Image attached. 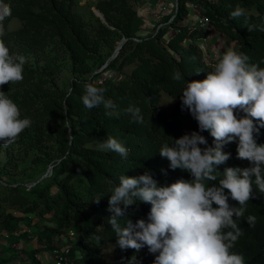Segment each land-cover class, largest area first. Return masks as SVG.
<instances>
[{
  "label": "trees",
  "instance_id": "1",
  "mask_svg": "<svg viewBox=\"0 0 264 264\" xmlns=\"http://www.w3.org/2000/svg\"><path fill=\"white\" fill-rule=\"evenodd\" d=\"M5 2L11 16L4 21L3 40L16 54L34 60L25 63L21 82L0 88L19 106L21 118L31 120L15 143L5 144L4 165L15 166L21 158L23 163L40 165L46 174L32 176L29 183L14 182L0 168V237L16 242L27 235L19 222L34 226L43 248L30 250L27 258L41 264L36 253L50 251L56 238L76 228L75 240L68 244L73 264H154L159 253H150L146 246L137 252L117 245L108 223L112 215L108 200L123 174L136 177L149 171L160 186L191 179L188 172L172 170L159 150L164 143H173L171 137L199 131L190 112L182 110L181 94L188 80L205 79L216 62L204 57L195 42L207 36L206 27L180 22L193 6L219 34L237 43L234 50L245 53L250 64L264 67V31L259 30L264 27V0H173L171 12L146 34L141 33L145 21L135 7L140 0H96L91 6L105 22L91 8L82 9L78 0ZM237 8L245 15L234 18L231 13ZM13 18L18 26L9 28ZM121 38L126 40L117 55L100 70ZM63 70L69 78L59 83ZM176 70L183 76L180 81L173 78ZM88 83L105 89V98L116 105L111 115L103 106H84ZM163 92L169 97L168 108L161 105ZM130 105L141 110L142 122H134L126 112ZM236 114L246 115L239 110ZM254 123L259 127L258 121ZM200 134L207 140L200 147L214 146L210 133ZM110 136L129 150L127 159L101 149ZM256 138L264 144V127H259ZM236 149L237 142L223 148L231 156L219 171L251 166L237 158ZM229 203L238 206L231 199ZM150 208L137 201L118 219L122 226L129 219L147 220ZM248 216L255 217L254 225L247 222ZM237 223L242 235L233 251L243 255L244 264H264V193L255 183L247 211ZM106 243L116 253L111 261L102 255ZM9 260L0 259V264Z\"/></svg>",
  "mask_w": 264,
  "mask_h": 264
},
{
  "label": "clouds",
  "instance_id": "2",
  "mask_svg": "<svg viewBox=\"0 0 264 264\" xmlns=\"http://www.w3.org/2000/svg\"><path fill=\"white\" fill-rule=\"evenodd\" d=\"M231 15L239 18L245 13L237 8ZM10 16L11 6L0 0V88L24 78L25 57L13 53L3 40L4 21ZM253 27L249 25V30ZM259 30L264 31V27ZM173 78L180 81L183 76L176 70ZM104 92L86 84L84 106H103L106 115H111L116 105L105 98ZM181 102L182 110L186 108L197 121L199 131L171 137L173 143H164L159 154L169 161L172 170L188 172L191 179L160 186L149 171L136 177L121 175L110 191L108 211L112 215L108 223L122 250L139 252L146 246L150 253H159L154 264H244L243 255L233 251L242 235L237 220L247 211L253 183L264 193V144L257 143L256 138L259 127H264V67L250 64L245 53L229 49L205 79L188 80ZM238 110L246 115L238 116ZM126 112L134 122H142L138 107L130 105ZM30 126L31 120L21 118L19 106L0 90V142L15 143ZM205 131L214 146L200 147L207 145L200 134ZM232 142H237V158L251 166L228 167L221 172L218 166L231 156L223 148ZM100 146L124 159L128 157L129 150L111 136ZM229 199L238 206H232ZM94 201L98 204L100 198ZM137 201L151 205L147 220L133 223L129 219L122 226L118 218ZM247 222L254 225L255 217L248 216Z\"/></svg>",
  "mask_w": 264,
  "mask_h": 264
},
{
  "label": "rangeland",
  "instance_id": "3",
  "mask_svg": "<svg viewBox=\"0 0 264 264\" xmlns=\"http://www.w3.org/2000/svg\"><path fill=\"white\" fill-rule=\"evenodd\" d=\"M81 8L87 10L91 8L94 11V6H91L96 0H78ZM173 0H140V3L136 4V9L139 10V13L144 18V29L141 32L142 34L150 33L154 30L155 26L160 23L163 17L171 12L173 9L172 3ZM189 13L180 22V25L194 26L198 24L199 12L194 9L193 6H189ZM18 19L13 18L9 23V28H15L18 26ZM207 36L201 38L195 42L198 43L200 49L202 50L203 56L214 60L217 62L223 54L229 50L236 47L237 43L235 41H230L223 35L219 34L212 25L206 27ZM186 42H188L186 40ZM7 45V44H6ZM9 47V46H8ZM13 53H16L14 48H9ZM26 62L32 63L34 60L30 56H25ZM69 75L66 70L60 72L58 76V82L68 80ZM162 106L168 108L169 97L166 93H162ZM172 101V100H171ZM7 146L5 144L0 147V168L4 171L5 175L9 177L14 182L29 183L32 176L45 175V170H41L40 165L30 164V161L27 160L24 163L21 162V158H18L15 166H5L7 161ZM13 149V148H12ZM16 152V148L13 149ZM49 167V166H48ZM47 167V168H48ZM37 170V172H36ZM19 226L27 233L25 237L18 236L16 242L8 241L5 237H0V259H10L8 264H31L27 258L29 251L32 249L43 248V246L37 243L36 240V228L34 226L25 227L22 222H19ZM76 228H71L67 233L61 235L53 241L55 246H64L69 243H72L75 240ZM4 233V232H1ZM16 235H19V232H16ZM5 236V235H4ZM102 255L106 261H111L116 253L114 251L113 245L111 243H106L102 248ZM49 251H39L36 253V257L41 261V264H49L50 259L48 256Z\"/></svg>",
  "mask_w": 264,
  "mask_h": 264
},
{
  "label": "built area",
  "instance_id": "4",
  "mask_svg": "<svg viewBox=\"0 0 264 264\" xmlns=\"http://www.w3.org/2000/svg\"><path fill=\"white\" fill-rule=\"evenodd\" d=\"M201 27H207L209 25L208 18L204 15L198 16V22ZM50 259L49 264H73L71 257V251L67 245L54 246L49 252Z\"/></svg>",
  "mask_w": 264,
  "mask_h": 264
},
{
  "label": "water",
  "instance_id": "5",
  "mask_svg": "<svg viewBox=\"0 0 264 264\" xmlns=\"http://www.w3.org/2000/svg\"><path fill=\"white\" fill-rule=\"evenodd\" d=\"M94 14H95L96 16H98L102 21L105 22V18H104V16H103V14H102L99 10H97L96 8L94 9ZM125 40H126V38H121V40L117 43V45H116V47H115L113 53H112L111 56L107 59V61L104 63V65L100 68V70H101L103 67H105V66L108 64V62H109L111 59H113V58L117 55V53H118L120 47H121L122 44L125 42Z\"/></svg>",
  "mask_w": 264,
  "mask_h": 264
}]
</instances>
